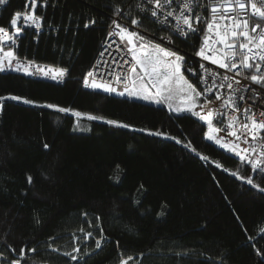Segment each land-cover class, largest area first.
I'll return each mask as SVG.
<instances>
[{
	"label": "trees",
	"instance_id": "1",
	"mask_svg": "<svg viewBox=\"0 0 264 264\" xmlns=\"http://www.w3.org/2000/svg\"><path fill=\"white\" fill-rule=\"evenodd\" d=\"M25 1L9 0L0 26L8 27ZM37 5L42 31H27L17 54L67 68V80L57 85L0 74V96L84 115L0 101V264H264L256 255L264 251V192L232 173L252 176L261 187L264 176L207 143L198 116L82 85L113 16L129 24L140 19L141 35L148 39L166 34L139 12V0H37ZM173 44L182 56L199 48L196 39L175 38ZM188 64L196 71L194 61ZM139 76L137 71L132 78ZM88 114L130 127L89 121Z\"/></svg>",
	"mask_w": 264,
	"mask_h": 264
},
{
	"label": "snow or ice",
	"instance_id": "2",
	"mask_svg": "<svg viewBox=\"0 0 264 264\" xmlns=\"http://www.w3.org/2000/svg\"><path fill=\"white\" fill-rule=\"evenodd\" d=\"M8 2L9 0H0V6H5ZM46 2L47 0H44L45 4ZM147 4L150 6L149 8H141L140 10L144 12L145 15L150 14L152 22L158 24L160 30L168 33L167 36H161V39L166 40L168 44L174 43L175 38L178 36L188 39L191 38L192 34L200 32L201 29L197 25L200 23L201 16L195 9L201 6L208 8L213 15V22L207 24V29L214 33L213 42L221 47H213L209 42L210 38L205 35L201 46L194 51V55L199 57L201 61H207L211 65L217 66L218 69H225L227 72H232L233 69H237L234 73L235 76H242L244 79L250 80L253 84L264 88V67H262V65H264V27L259 23L250 27L249 19L231 15L237 8L243 12L246 9V3L241 2V0H221L218 4L201 5L197 3V0H180L179 7L181 10L179 13L177 9L173 7V0H147ZM37 6V0H27V4L25 5L26 10L24 12L17 11L10 17L9 28L0 26V44L5 42L14 44L24 27L35 26L37 29H40L43 17L36 14ZM137 7L140 6L137 5ZM251 9L253 16L264 19V9L259 8L255 3L251 4ZM115 12H120L119 7L115 9ZM217 14L219 15L217 16ZM21 19L23 21L22 23ZM173 21H175V23H173ZM221 21H227V23L221 24ZM93 24H95L94 20L88 21L84 23V27L88 28ZM131 25L136 26L137 29L142 27L141 20L137 18L131 19ZM112 27L117 29V31H110L108 37L111 38L116 36L119 38L120 42H126V50L131 55V61L126 57L123 58L120 65L121 68H123L124 64H131L134 61V65H132L129 70L130 73H136L138 69L139 73L143 74L139 76V79L144 81L146 78V82L141 85L139 90L135 89V87L129 89L125 86L123 91H117V88L114 86L115 83L126 84V82L131 79L132 84L135 86L136 79H133L130 75H116L113 82L96 83L95 80H93L91 85H89L88 77H93L94 75L92 71H89L84 78L85 87L90 86L92 89H102L104 93H115L121 97L125 96L127 93L130 98L136 97L138 99L150 100L157 104L167 102L170 112L176 113L177 115L190 113L192 116H198L199 120L207 123L208 131L205 133L207 140H215L220 148L234 153V155L239 158L241 164L250 165L254 173L264 176V143L261 144L260 150L257 153L255 145L241 148L240 143L223 140L221 137L216 136V133L220 131V129L213 126L214 115L215 117H222L226 114L221 113L218 108L209 107L214 101L210 96L211 88L208 85V81H211L213 87L223 88L226 84L227 88L232 89L233 85L231 83H226L232 80V76H222V80L225 83L217 84L216 77L219 73L208 68L204 63H199V68L203 73L202 75L201 72L195 71L193 66L187 63L184 56L178 54L171 48L162 46L160 43L146 38L137 30H130L127 24L122 25L113 20L112 25H110V28ZM12 30H14V32ZM241 37L243 38L242 40L240 39ZM113 43H115V41H113ZM107 50L108 49L105 48L104 51L100 53V56L103 57ZM0 52L3 53L0 55V72L11 70L22 72L25 76H33L35 74L30 70L32 67L31 61L26 63L18 61L11 50L4 51L3 48H0ZM13 61H17L15 66H13ZM5 62H7V65ZM102 63H106V61H102ZM94 67L98 66L94 65ZM240 68L250 71L243 73L239 70ZM253 69L254 71H252ZM36 72L43 74L45 77L50 76L52 80L59 81V78H63L67 74L68 69L52 67L43 68L37 65ZM188 72H191L192 75L196 77V80L203 84V90H198L200 85H194V83L186 78V73ZM109 75H111V73H109ZM235 83L240 84L241 81L236 80ZM147 85L151 86V90ZM177 99H179V103L174 107L173 103ZM221 99L220 95L215 96L216 101ZM237 99L244 100V96L239 95ZM4 100L18 101L25 105L53 108L59 113L71 112V114L77 118H81L84 115L79 111L52 104L38 105L36 101L16 95L7 97L0 96V101ZM222 106L232 109L233 112L241 111L236 103V99H233V97L223 100ZM0 107H2V105H0ZM196 109H200L206 114L201 115L200 111ZM242 111L247 121L239 122V127L243 129V132L239 135L237 134L235 125L238 118L233 115L230 118V122L227 124V129L229 130L227 135L234 137L235 141L249 144L250 140L257 139L258 131L264 132V121H258L255 118V111L251 107H245ZM259 114L264 116V111H260ZM86 118L89 121L102 120L108 125H114L119 128L130 127V125L126 123L105 119L98 115L88 114ZM220 122L223 123V120ZM137 131L145 130L137 129ZM147 134L172 139L171 136L161 131H148ZM261 141L264 142V136L261 137ZM176 143L179 144L181 141L177 139ZM44 147L48 148L49 146L45 144ZM200 158L205 162L208 160L207 156H201ZM117 167H119V165H117ZM216 167L219 168L220 164H217ZM232 175L237 179L243 180L248 185H251V187L257 189V191L264 192V187L255 183L252 176L242 177L236 172H233ZM30 181L31 177H29V182ZM97 219L100 218L97 217ZM262 235H264V230H262ZM87 236H91V233H87ZM96 244L97 247L100 246L99 240ZM49 247H51V245H49ZM253 247H255V245H253ZM52 250L56 251L55 248ZM20 251L21 259H23L24 249ZM30 251H35V249H31ZM65 255L70 254L65 253ZM256 255L264 261V251L257 249ZM70 258L72 260H77L76 256H70ZM129 259H131V257H129ZM12 264H20V260H13ZM121 264H127V260H122Z\"/></svg>",
	"mask_w": 264,
	"mask_h": 264
},
{
	"label": "built area",
	"instance_id": "3",
	"mask_svg": "<svg viewBox=\"0 0 264 264\" xmlns=\"http://www.w3.org/2000/svg\"><path fill=\"white\" fill-rule=\"evenodd\" d=\"M220 2H221V0H197V3L201 4V5H203V4L212 5V4H218ZM241 2L246 3V9L243 12H241L240 9L237 8L234 13H231V15H235L238 17H244V18L249 19L250 27L255 26L257 23H259L262 27H264V19H260L258 16H253L252 15V9H251L252 3L257 4L259 8L264 9V0H241ZM26 4H27V0L24 3V11L26 10L25 9ZM179 4H180V0H173V7L177 9L178 13L181 10L179 7ZM5 6H0V16H1V11ZM139 6H140V9L150 7L147 4V0H139ZM195 11H198L200 16H201L200 23L197 25L201 29V31L192 34L191 38H188V39H184V38L179 37V36L177 38L184 40V41H191V42H192V40L196 39L197 44H199V47H200L202 44L203 38L205 37V35H207L210 38L209 42H210V44H212L213 47H216V48L221 47L220 45L215 44L213 42L214 41V33L207 29V24L210 22H213V15L210 12V10L206 7L201 6L197 9H195ZM139 12L141 14L145 15V13L142 12L141 10ZM218 15L219 14H217V16ZM145 16L150 21H152L150 14L145 15ZM113 20H115L117 23L122 24V25L127 24L128 27L130 28V30H137L140 32V34H145L140 29H137L136 26H133V25L127 23L126 21H124L123 19H121L117 15L112 17V22H113ZM22 22L23 21L21 19V23ZM173 23H175V21H173ZM224 23H227V21H221V24H224ZM111 25H112V23H111ZM156 25H158V24H156ZM18 26H20V25H18ZM9 27H10V25H8V27H6V28H9ZM31 30L35 31L36 33H40L42 31V28L40 27V29H37L35 26L24 27V28H22L20 35L16 38V42L14 44H12L11 42H5L3 44H0V48H3L4 51H8V50L13 51L14 55L17 57V60L22 62V63H26V62L31 61V60H28L25 58H21L17 54V49H18V44H19L20 38L27 31H31ZM12 31L14 32V30H12ZM110 31H117V29H115L114 27L110 28V26L108 27L106 36H105V38L101 44L99 52H98V54H97V56H96V58L92 64L91 68L84 74V77L82 78V85L86 89L91 88L90 86L89 87L84 86V78L89 71H92L94 73L93 77H88L89 85H91L93 80H95L96 83L113 82L114 77L116 75H121V76L130 75L131 76V73L129 70L132 67V65H134V63H135L134 61L131 64H124L123 68H121V66H120L123 58H125V57L129 61H131V55L126 50L127 49L126 42H120L119 38L116 36L109 38L108 33ZM258 31H259V29H258ZM167 35H168V33L166 32V34H163L161 36H167ZM146 36H149V35H146ZM161 36L160 37L149 36V37L152 38L153 40L161 42L165 47L171 48L172 50L176 51L178 54L183 55L180 53V51L177 50V48L175 47V45L173 43L168 44L166 42V40L161 39ZM240 39L242 40L243 38L241 37ZM113 41H115V43H113ZM105 48H107L108 50L105 52L104 56L101 57L100 53L102 51H104ZM194 51L188 52L187 54L185 53L186 56H184V57H186V60L189 59L188 63H191L192 61H194L196 63V65H197L196 71L202 73V70L199 68V63H204L208 68H211L212 70L219 73V75L216 77L217 84L225 83L222 80V76H224V75L233 77L232 80L226 82V83H231L233 85L232 89L227 88L226 84H225V87H223V88L213 87L211 81L210 80L208 81V85L211 88L210 96H211V99L214 101V103L212 105H209V107L218 108L221 113L226 114L225 116H222V117H215V115H214L213 126L220 129V131H218L216 133V136L221 137L223 140L240 143L241 148L249 147V145H255L257 148V153H258L260 150L261 144L264 143L261 141V137L264 136V132L258 131L256 140H250L249 144H244L242 142L235 141L234 137L227 135V132L229 131L227 129V124L230 122L231 116L234 115L238 118L236 125H235V130L237 131V134L239 135L241 132H243V129H241L239 127V122H241V121L247 122L245 115L242 111L243 108H245V107H251L255 111V118L258 121H264V116H261L259 114L260 111H264V88H261L260 86L253 84L250 80L244 79L242 76H235L234 73L237 71V69H233L232 72H227L225 69H218L217 66L211 65L207 61H201L199 57H196L194 55ZM2 54L3 53L0 52V55H2ZM209 54H211V53H209ZM113 58H115V59H113ZM102 61H106V63H102ZM16 62L17 61H13V66H15ZM31 62H32V67L30 70L35 74L33 76H27V77L34 79V80L46 81V82H50V83L57 84V85H62L66 82L68 73L63 78H59V81H57V80H52L50 78V76L45 77V76H43V74L36 72V66L37 65L40 67H43V68H47V67L58 68V67L44 65V64L37 63L34 61H31ZM257 62H259V61H257ZM5 63L7 65V62H5ZM94 65H96L98 67H94ZM262 67H264V65H262ZM239 70L243 73H247L250 71L248 69H243V68H240ZM182 71H183V69H182ZM252 71H254V69ZM6 73L23 75L22 72H15V71H11V70H6L4 72H0V74H6ZM109 73H111V75H109ZM186 75H192V73L188 72V73H186ZM202 75H203V73H202ZM193 77L195 78V76H193ZM236 80H240L241 83L236 84L235 83ZM198 83L200 85L201 90H203V84L200 83L199 81H198ZM114 86L117 88V91H123L125 86L130 89L131 88V79H129L126 82V84L115 83ZM237 90H239V91H237ZM253 90H254V92H253ZM111 95H114L116 97H121V96L116 95L115 93H112ZM126 95H127V93L125 94V96ZM216 95H220L222 99L219 101H216L215 100ZM239 95H243L244 100L237 99V97ZM125 96H123V97H125ZM229 97H233V99H236V103H237L238 107L241 109V111L233 112L232 109L227 108L226 106H222L223 100L228 99ZM196 110L200 111L201 115L206 114L204 111H201L200 109H196ZM221 120H223V123L220 122ZM205 127H206L205 133H207V131H208L207 123H205ZM204 139L207 143H209L210 145L219 149L224 154H226V155H228L234 159H237L239 161V158L236 157L234 155V153L228 152L225 149L220 148L219 145L216 144L215 140H212V141L207 140L205 134H204ZM246 166L251 168L250 165H246Z\"/></svg>",
	"mask_w": 264,
	"mask_h": 264
},
{
	"label": "rangeland",
	"instance_id": "4",
	"mask_svg": "<svg viewBox=\"0 0 264 264\" xmlns=\"http://www.w3.org/2000/svg\"><path fill=\"white\" fill-rule=\"evenodd\" d=\"M137 70H138V69H137ZM134 74L136 75V73H133L132 75H134ZM132 75H131V77H132ZM141 75H143V74L140 73V76H141ZM186 78H187V76H186ZM135 79H136V84H135V86L132 84V81H131V89H132L133 87H135V89L139 90L140 87H141V85H142V84H145V82H146V78H145L144 81H141V80L139 79V77H137V78H135ZM147 87H148L149 89H151V86H150V85H147ZM99 90L103 91L102 89H99ZM152 91H154V90H152ZM119 98H123V97H119ZM129 98H130V97H129ZM130 99H131V100L142 101V102H147V103H151V104H154V105H159V104L154 103V102H152V101H150V100L138 99V98H136V97H131ZM178 103H179V99H177V100L173 103V106L175 107ZM160 105L166 106V107L168 108V104H167V102H162V103H160ZM182 114H190V113H182ZM11 264H12V263H11ZM127 264H128V260H127Z\"/></svg>",
	"mask_w": 264,
	"mask_h": 264
},
{
	"label": "crops",
	"instance_id": "5",
	"mask_svg": "<svg viewBox=\"0 0 264 264\" xmlns=\"http://www.w3.org/2000/svg\"><path fill=\"white\" fill-rule=\"evenodd\" d=\"M153 41H155V42H157V43H160L162 46H164L161 42H159V41H156V40H153ZM138 71V70H137ZM139 72V71H138ZM136 75L134 74V75H132V77L134 78ZM131 89V88H130ZM151 90V89H150Z\"/></svg>",
	"mask_w": 264,
	"mask_h": 264
},
{
	"label": "bare ground",
	"instance_id": "6",
	"mask_svg": "<svg viewBox=\"0 0 264 264\" xmlns=\"http://www.w3.org/2000/svg\"><path fill=\"white\" fill-rule=\"evenodd\" d=\"M245 165V164H244ZM246 166V165H245ZM247 167V166H246Z\"/></svg>",
	"mask_w": 264,
	"mask_h": 264
}]
</instances>
